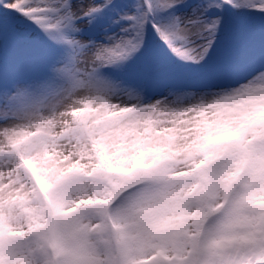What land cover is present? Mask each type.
<instances>
[{"label":"snow or ice","instance_id":"1","mask_svg":"<svg viewBox=\"0 0 264 264\" xmlns=\"http://www.w3.org/2000/svg\"><path fill=\"white\" fill-rule=\"evenodd\" d=\"M0 264H264V0H0Z\"/></svg>","mask_w":264,"mask_h":264}]
</instances>
